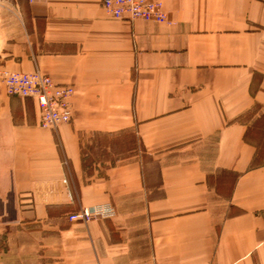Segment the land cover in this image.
Returning a JSON list of instances; mask_svg holds the SVG:
<instances>
[{"label": "crops", "instance_id": "0c3cea01", "mask_svg": "<svg viewBox=\"0 0 264 264\" xmlns=\"http://www.w3.org/2000/svg\"><path fill=\"white\" fill-rule=\"evenodd\" d=\"M159 1L163 22L0 0V71L75 88L44 128L0 75V264H264V0ZM127 130L150 160L94 145ZM98 203L113 216L70 219Z\"/></svg>", "mask_w": 264, "mask_h": 264}, {"label": "built area", "instance_id": "2783aa9c", "mask_svg": "<svg viewBox=\"0 0 264 264\" xmlns=\"http://www.w3.org/2000/svg\"><path fill=\"white\" fill-rule=\"evenodd\" d=\"M34 1V0H31ZM103 7L114 19L163 22L165 12L159 0H102ZM9 93L32 97L38 105L39 123L45 128H57L70 123L73 118V97L75 88L71 84H59L49 75L35 70L32 72L0 71ZM105 207V211L101 210ZM111 204L85 207L70 216L71 219L91 220L95 217H111Z\"/></svg>", "mask_w": 264, "mask_h": 264}, {"label": "rangeland", "instance_id": "374dc122", "mask_svg": "<svg viewBox=\"0 0 264 264\" xmlns=\"http://www.w3.org/2000/svg\"><path fill=\"white\" fill-rule=\"evenodd\" d=\"M16 95H18V94H16ZM19 96H21V95H19ZM30 98H32V97H30ZM96 144L102 146V150H103V146H111L112 152H115V154L112 155L111 158H112V160H115L117 162L125 161L126 159H128L129 157L131 158L132 156H134V158L137 156L136 158L143 159L144 162H147L148 160H150V157L147 156L145 154V152L143 151V149L141 147V143L139 141V138L137 137V134L132 130H130V131L127 130V131L121 132V133L117 134L116 136H112V137L102 135L101 137H98L97 139H95L94 145H96ZM89 146L90 145H86L85 150L87 151L88 154L92 153L91 155H89L90 159L93 158L94 161H96L95 160L96 157H94V156L97 155L99 148L98 147L93 148L92 146H91V148H89ZM105 152L107 155L103 156V157L109 156L108 151L106 150ZM90 159H89V162L91 161ZM94 161L92 160L89 164H91V166H92ZM91 166H90V168L88 167L87 171L91 170V168H92ZM154 168H152L153 172L155 170ZM227 176H228V178L233 179V175L228 174ZM221 179H222L221 176L218 175V180L220 181ZM100 204H106V203H98L95 205H100ZM224 204H225L224 201L221 198H219V196H217L216 194L213 193L212 205H213L214 210L216 212H219V213L223 212ZM92 206H94V205H92ZM87 207H91V206H87ZM83 208H85V207H83ZM83 208H81L78 212H80ZM101 210L105 211V207L101 206ZM78 212H75V213H78ZM75 213H73V214H75ZM73 214H71L70 216H72ZM105 218H108V217H105ZM83 221L88 222L90 220H88V221L83 220Z\"/></svg>", "mask_w": 264, "mask_h": 264}, {"label": "trees", "instance_id": "16d2710c", "mask_svg": "<svg viewBox=\"0 0 264 264\" xmlns=\"http://www.w3.org/2000/svg\"><path fill=\"white\" fill-rule=\"evenodd\" d=\"M228 174L233 175V178H235L236 176H238V173H235V172H228ZM219 176H220V174H219ZM225 176H227V175H225ZM225 176H222V179L225 178ZM208 179H209L210 183H212V181L214 182L215 180L219 181L218 180V175L215 176V174H211V175L209 174L208 175Z\"/></svg>", "mask_w": 264, "mask_h": 264}, {"label": "bare ground", "instance_id": "6f19581e", "mask_svg": "<svg viewBox=\"0 0 264 264\" xmlns=\"http://www.w3.org/2000/svg\"><path fill=\"white\" fill-rule=\"evenodd\" d=\"M41 126V125H40ZM45 128V127H44ZM95 218H97V217H95ZM100 218V217H99Z\"/></svg>", "mask_w": 264, "mask_h": 264}]
</instances>
